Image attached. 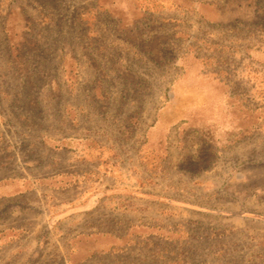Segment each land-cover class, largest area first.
Masks as SVG:
<instances>
[{
	"label": "rangeland",
	"instance_id": "rangeland-1",
	"mask_svg": "<svg viewBox=\"0 0 264 264\" xmlns=\"http://www.w3.org/2000/svg\"><path fill=\"white\" fill-rule=\"evenodd\" d=\"M263 53L264 0H0V107L10 100L18 113L51 107L50 86L63 93L56 107L80 111L75 131L90 133L97 145L92 154L85 149L77 170L116 188L103 199L113 206L106 214L114 234L129 235L114 247L123 252L97 257V264H264V227L249 221L225 227L218 213L236 204L222 193L230 173L264 160V97L249 98V91H264ZM24 65L26 86L16 76ZM190 66L199 67L204 84L187 78ZM188 85L229 91L241 111L240 137L231 131L221 145L215 128L205 127L217 120L211 105L203 119L190 115ZM20 89L31 98L24 91L9 96ZM208 102L216 105L214 97ZM249 106L256 108L252 136ZM157 123L165 130L154 129ZM146 192L160 196V204L144 199ZM131 204L129 212L122 207ZM201 205L209 211L195 209ZM140 221L159 226L158 237L126 230ZM195 234L204 240H191Z\"/></svg>",
	"mask_w": 264,
	"mask_h": 264
},
{
	"label": "crops",
	"instance_id": "crops-1",
	"mask_svg": "<svg viewBox=\"0 0 264 264\" xmlns=\"http://www.w3.org/2000/svg\"><path fill=\"white\" fill-rule=\"evenodd\" d=\"M7 48L10 49L8 45ZM260 64L264 65V60H260ZM25 66H22L24 68L20 73L18 70L16 76L26 86L28 71ZM65 70L63 64L61 74L64 81ZM32 79L33 76L30 75L29 80ZM54 79L55 76L52 75L46 78L48 82H53ZM23 91L24 89L13 91L9 96L17 98ZM229 93L227 90L219 93L228 96L230 106L233 127L226 135L231 131H238L237 137H240L238 124L241 111L235 98ZM24 94L25 97L32 96L31 91L29 95L27 91ZM45 94L52 100L51 107L29 105L23 107L22 113H18L14 100L0 107V114L5 115L3 119L0 117V264H97V257L113 255L126 249L114 248L117 242L121 243L129 235L128 232L113 233V220L106 214L113 211V206L112 203L103 201L116 188L98 185L100 178L97 180L98 177L91 171L82 175L77 170L81 161H85L82 157L85 149L92 154L90 151L96 148L97 142L91 138L90 133L75 131L80 129L79 110L55 106V99L62 97L63 93L55 92L49 86ZM251 94L254 97L263 94L264 97V91H249V98ZM192 97L197 98L195 91L188 90V98ZM189 107L193 106L189 104ZM190 109L193 115L197 112L202 119L204 114H210L206 108ZM215 109L218 119L217 107ZM253 109L254 112L249 106L247 112L248 134L251 136L256 128V108ZM45 111L51 112V115L46 114L47 117H44ZM34 113L39 116L34 117ZM52 127L58 129V132H49L48 128ZM219 138L221 145L229 141L225 135ZM232 140H235L234 134ZM255 140L256 135L249 141ZM240 143L233 142L235 145ZM50 164L55 169H50ZM85 186L87 188L84 191L80 190ZM223 192L236 203L232 206L231 213L229 209H218V213L223 212L225 215L222 217L225 227H231L236 221L254 222L257 226L264 227V160L233 170L222 188ZM141 196L153 205L160 204V196L150 192L142 193ZM180 206L188 205L182 203ZM122 207L126 212L134 208L133 204ZM135 209L138 213L144 212V207L140 205L135 206ZM195 209L209 211V207L203 205L200 209ZM204 222L200 226H205L204 229L208 231L209 223ZM133 227L146 230L151 236L157 237L161 229L155 224L140 221L126 230ZM203 238L202 234H195L191 240L203 241Z\"/></svg>",
	"mask_w": 264,
	"mask_h": 264
},
{
	"label": "clouds",
	"instance_id": "clouds-1",
	"mask_svg": "<svg viewBox=\"0 0 264 264\" xmlns=\"http://www.w3.org/2000/svg\"><path fill=\"white\" fill-rule=\"evenodd\" d=\"M176 63L178 65H183L185 63L184 58L180 57L177 59ZM187 78L195 81L197 84H204V78L200 76V69L198 66H190L187 69ZM196 101L193 108L196 110H201L206 107L209 98H215V104L217 107V112L219 114L218 119L214 121L206 122L205 127H214L216 135L223 137L228 131L233 127L230 117V106L228 102V96L226 94H216L210 85L198 89L196 92Z\"/></svg>",
	"mask_w": 264,
	"mask_h": 264
},
{
	"label": "trees",
	"instance_id": "trees-1",
	"mask_svg": "<svg viewBox=\"0 0 264 264\" xmlns=\"http://www.w3.org/2000/svg\"><path fill=\"white\" fill-rule=\"evenodd\" d=\"M7 32H8V31L6 30V35H5V36L8 38L7 45H8V47L10 48V50L13 51V50L16 49V47H14L13 42L10 40L9 32H8V33H7ZM22 44H23V43H22ZM23 45L25 46V44H23ZM23 49H25V48H23ZM11 54H12V53H11ZM11 54H10V55H11ZM24 59H25V58H24ZM188 86H189V85H188ZM188 90H189V87H188ZM190 90H193V88L190 89ZM197 90H198V89H195V90H194L195 93H196ZM190 92H191V91H190ZM173 94H174V95H173L174 97H175V96L177 97V95H176V94H177L176 91H174ZM195 101H196V99L193 98V103H191V105L194 104ZM189 104H190V103H189ZM210 105H211L212 107H214V108L216 107V105H212L211 102H208L207 105H206V107H204V108L209 109V112H210V111H214L213 109L210 108ZM192 106H193V105H192ZM190 108H193V107H189V106H188V112H189L190 115H192V116H196V118H197V116H200V114L197 113V112H196V114L193 115V113L191 112L192 109H190ZM210 113H211V112H210ZM200 117H201V116H200ZM197 119H199V118H197ZM199 120H200V119H199ZM159 122H160V121H158V123H159ZM158 123H157L156 126H154V129H156L157 131H159V130H161V129H162V130H163V129L165 130L164 127H161V128H160V125H159L160 123H159V124H158Z\"/></svg>",
	"mask_w": 264,
	"mask_h": 264
}]
</instances>
